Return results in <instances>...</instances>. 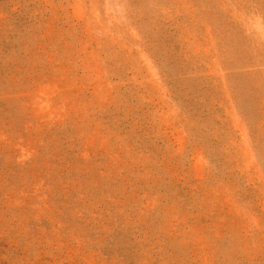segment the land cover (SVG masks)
Returning a JSON list of instances; mask_svg holds the SVG:
<instances>
[{
  "label": "rangeland",
  "instance_id": "374dc122",
  "mask_svg": "<svg viewBox=\"0 0 264 264\" xmlns=\"http://www.w3.org/2000/svg\"><path fill=\"white\" fill-rule=\"evenodd\" d=\"M0 264H264V0H0Z\"/></svg>",
  "mask_w": 264,
  "mask_h": 264
}]
</instances>
